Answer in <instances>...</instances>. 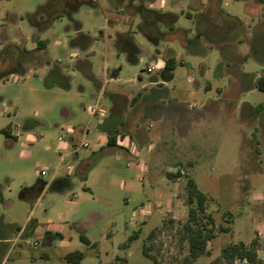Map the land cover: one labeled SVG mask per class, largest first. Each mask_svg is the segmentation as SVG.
Here are the masks:
<instances>
[{
    "label": "rangeland",
    "instance_id": "374dc122",
    "mask_svg": "<svg viewBox=\"0 0 264 264\" xmlns=\"http://www.w3.org/2000/svg\"><path fill=\"white\" fill-rule=\"evenodd\" d=\"M122 2L0 0V223L14 225L12 242L4 245L11 249L0 251V264H62L74 251L83 256L80 264H186L182 226L188 219V175L182 158L195 160L190 174L207 197L205 215L213 219L209 255L192 264H210L224 246L254 238L257 255L264 260V92L256 88L264 76L259 64V58L264 61V29H253L264 22V3L217 0L216 12L207 20L201 15L205 0H142L155 10L162 4L176 17L174 26L187 30L180 44L160 40L155 46L138 30L146 28L140 26L141 18L131 17L127 2ZM76 23L78 32L90 39L85 49L80 46L84 39H77ZM118 32L130 33L141 48L137 62L116 49ZM162 58L175 60L165 100L170 97L196 114L188 121L170 120V145L159 152L151 179L133 160L117 159L116 151L92 155L101 132L99 116L90 119L88 111L100 92L98 108L104 113L109 92H128L138 78L144 83L159 76L165 67L160 66ZM86 60L97 84L84 73ZM106 68L120 69L119 79L103 84ZM53 71L60 76L48 79ZM64 82L68 92L52 85ZM61 108L68 114L62 115ZM118 110L128 115V106ZM149 123L146 118L145 130ZM61 126L75 128L78 142L87 130V147L65 161L71 167L69 185L61 191L46 188L41 196L27 193L21 200L24 186L48 183L59 157ZM25 135L37 136L36 142L21 146ZM82 159L91 164L85 180L78 172ZM164 168L184 174L170 182ZM65 171L63 165L60 174ZM144 208L149 210L146 217ZM30 221L35 224L32 233L15 241L12 232L31 226ZM46 228L57 230L67 245L59 246L58 239L52 248L41 245ZM143 244L150 259L142 254Z\"/></svg>",
    "mask_w": 264,
    "mask_h": 264
},
{
    "label": "crops",
    "instance_id": "0c3cea01",
    "mask_svg": "<svg viewBox=\"0 0 264 264\" xmlns=\"http://www.w3.org/2000/svg\"><path fill=\"white\" fill-rule=\"evenodd\" d=\"M133 6H137L141 3L142 0H131ZM150 4L153 0H147ZM204 1V0H201ZM206 1V8L201 9V15L203 17L205 16L207 20L212 19L215 12H216V6H217V0H205ZM125 3V2H122ZM143 7L150 11H155L160 14H166L171 15L170 13L165 12L164 7L159 5L158 9H153L152 7ZM218 12V10H217ZM131 13H134L131 11ZM228 18H236L233 15H230L225 12H221ZM131 17L133 16H139L138 14H129ZM173 16V15H172ZM140 17V16H139ZM237 19V18H236ZM176 22V20H175ZM175 22L173 24V27L175 29H178L180 31H183L185 34L186 29L182 28H176ZM264 25V22H260L257 25H254L253 29H264V27H261ZM140 31V29H138ZM161 32H167L166 29H159ZM141 33V32H140ZM142 34V33H141ZM181 35V34H180ZM202 35H205V33ZM79 37V34H78ZM82 38L84 39V43L81 44V48L85 49L88 47L90 43V39L86 36L82 35ZM79 39V38H77ZM76 39V40H77ZM147 39V38H146ZM149 41V40H148ZM174 41V40H173ZM169 41V42H173ZM181 43V40H176ZM160 40L157 42V44L152 43L153 45L157 46L159 44ZM184 44H182L181 47H183ZM115 47L117 50L125 54L128 58V60L132 63H135L138 61V56L141 53V48L139 45L136 44L134 37L129 34L124 33H117L116 34V43ZM169 53L174 54L173 51L169 50ZM155 61V60H154ZM153 60H151L152 63H154ZM165 60L162 58L160 60V66H165ZM259 64L264 66V61H261V58H259ZM86 66L84 67V73L89 78L95 81L91 70H90V62L86 60ZM164 70V69H163ZM162 70V71H163ZM119 71L120 69H112L109 70L108 68L104 71V81L103 84L106 81H117L119 78ZM173 72V71H172ZM53 74L49 77L50 79L53 76H60L57 72H52ZM151 73V72H149ZM172 79V76L170 80ZM169 80H164L162 76V72L159 76L153 77L149 82H141V79L138 78V81L136 85H133V88L131 90H128V92L124 91H113L109 92L107 94V100L106 103L108 107L106 108V112L104 113H98L99 120L96 122L97 127L100 130V134L97 136V143H95L91 149L92 155L97 154V152H102L103 150L106 152L109 151H116L119 155H116V158L119 159L120 155L128 160H133L132 165L139 171L147 174L152 179L154 176V169L156 167V164L159 163V152L161 150H165L170 143L168 142L170 138L168 137L167 131H171V127L169 125L170 120L172 119H183V120H189V118H192L196 113L191 108L186 109L181 106L180 103L171 100L170 97L168 100H165V93L167 92V89L165 88L166 83ZM97 84V83H96ZM160 85L158 87H154L156 85ZM57 85V89L62 92H68L70 90V86L67 82L61 83V84H52ZM163 92V93H162ZM100 94L98 97L93 96V106L99 105L100 103ZM165 95V96H164ZM124 104L125 109H127L128 106V115L123 116L121 112L118 110L119 106ZM92 106V107H93ZM89 108L88 113H90ZM202 104H200V107L198 108V112L202 109ZM61 114L67 115L68 109L67 108H61ZM95 117V116H94ZM90 119L92 117H89ZM146 118H149L153 123L148 124V130H145L144 126L142 125L144 123V120ZM172 124V123H171ZM176 125V124H175ZM173 126V125H172ZM177 126V125H176ZM156 127L155 131H149L153 130ZM180 126H177V128ZM60 130L64 132V135L58 136L57 140L59 144L57 145L56 151L59 154L57 164L55 168L53 169V172L50 176V179L48 183H46L44 180H38L36 183L30 185V186H24L23 188L30 189L29 191L25 192L23 195L30 193L31 195H39L43 193V191L46 188H52L54 191H61V189L67 187L69 185V171L71 170V167L65 163V161L69 158H76L78 156V149L80 143L85 139V136L87 134V130L84 129V132L81 135V140L78 142L76 139V133L77 130L75 128H64L63 126L60 127ZM179 131V129H177ZM16 137V136H15ZM59 137H62V140H59ZM37 140V136L32 137L31 135H25L24 139L21 141V146L26 147L29 143H34ZM78 142V143H77ZM160 145L161 147L155 150L156 145ZM46 149H49V146H45ZM86 148V147H84ZM183 162L185 163V167H182L186 171V175H188L189 178L193 179L191 177V169L195 167V160H190L188 158H182ZM65 166V172L60 174V169L62 166ZM67 166H69V169H67ZM91 164L88 159H82L80 163V168L78 170L80 177L82 180H85V174L86 171L90 168ZM177 171V170H176ZM175 170H165V168L162 170V173L164 177L170 181H178L179 178H172L176 173ZM194 180V179H193ZM195 181V180H194ZM43 183H45V186L43 187ZM197 187L198 184L195 181ZM21 196L20 199L24 200ZM74 198V196L72 197ZM143 220V219H142ZM145 220V219H144ZM142 221L143 223L145 221ZM31 223V221L29 222ZM14 225L4 224L3 222L0 223V251L5 253L8 250L11 249V246L8 248L4 245L10 244L12 242L10 231L11 227ZM35 224L31 223L30 225H27L23 228H19L15 232V241L18 239H26L31 233L34 228ZM14 229V228H13ZM9 231V232H8ZM59 240V246L64 247L67 245V242L63 240L62 235L54 229L46 228L44 230V239L41 243V245H46L49 248L54 247L55 240ZM15 241L13 243H15ZM13 246V245H12ZM68 254V253H67ZM43 257H46L45 254H43ZM62 264H68L65 262L64 257Z\"/></svg>",
    "mask_w": 264,
    "mask_h": 264
},
{
    "label": "trees",
    "instance_id": "16d2710c",
    "mask_svg": "<svg viewBox=\"0 0 264 264\" xmlns=\"http://www.w3.org/2000/svg\"><path fill=\"white\" fill-rule=\"evenodd\" d=\"M120 1L127 2V5L125 6L127 13H135L140 16L142 20V24L140 26H146L145 29H140V32L150 42L157 44L159 40H181L180 34L184 32L173 27V24L176 20L175 16L160 14L155 11L147 10L143 7L142 3L138 4L137 6H133L131 0H118V2ZM258 2L264 3V0H258ZM73 8L74 6H72L71 9ZM131 11H133L134 13H131ZM161 24L164 25V28L167 30V32L164 33L158 29V26ZM75 28L78 32L80 29V25L76 23ZM78 33V38L83 39L82 34L80 32ZM37 45L42 46L43 42L38 41ZM174 67V59H170L165 62V67L162 71L164 80H170ZM256 88L259 91L264 92V76L259 77L256 82ZM1 132L7 134L5 131ZM183 174L184 171L182 169H178L176 173L171 177L179 178ZM44 186L45 183H43V187ZM185 188L187 193L186 204L188 206V219L187 222L182 226V228L185 232L186 240L188 243V256L184 259V261L186 264H192L201 256L209 255V252L206 248L208 242L211 241L214 237L212 231L213 219L210 215H205L208 200L205 194L199 190L195 181L188 177L185 183ZM29 190L30 189L23 188L21 194L23 195ZM199 214L201 215L200 218H198ZM80 240L88 244V241L84 237L80 236ZM257 247L258 240L256 238H254L248 244L244 242L228 244L221 249L220 255L217 258L213 259L210 264H217L220 261H224L228 264H233L235 262L239 264H264V260H261L257 255ZM142 254L147 259H150L148 250L144 244ZM82 258V254L78 251L70 252L64 256V260L68 264H80ZM154 263L157 264L156 262Z\"/></svg>",
    "mask_w": 264,
    "mask_h": 264
},
{
    "label": "built area",
    "instance_id": "2783aa9c",
    "mask_svg": "<svg viewBox=\"0 0 264 264\" xmlns=\"http://www.w3.org/2000/svg\"><path fill=\"white\" fill-rule=\"evenodd\" d=\"M153 71V68L152 67H150V68H147V72H152ZM98 113H99V108H98V105L96 104V105H94L91 109H90V117H94V116H96V115H98ZM59 140H62V137H59ZM84 147H87V144L85 143V142H81L80 143V145H79V148H84ZM67 169H69V166H67ZM40 175L41 176H44L45 175V172L44 171H41L40 172ZM148 213H149V210H148V208H144L143 209V217H146V216H148ZM33 245L34 246H37L38 244L37 243H33Z\"/></svg>",
    "mask_w": 264,
    "mask_h": 264
}]
</instances>
